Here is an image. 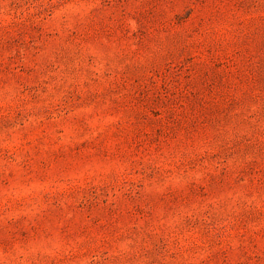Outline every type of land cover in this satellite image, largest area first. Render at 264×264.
<instances>
[{"label":"rangeland","instance_id":"374dc122","mask_svg":"<svg viewBox=\"0 0 264 264\" xmlns=\"http://www.w3.org/2000/svg\"><path fill=\"white\" fill-rule=\"evenodd\" d=\"M0 264H264V0H0Z\"/></svg>","mask_w":264,"mask_h":264}]
</instances>
